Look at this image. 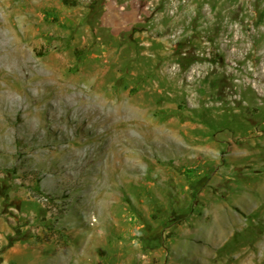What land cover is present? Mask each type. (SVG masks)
<instances>
[{"label":"rangeland","instance_id":"rangeland-1","mask_svg":"<svg viewBox=\"0 0 264 264\" xmlns=\"http://www.w3.org/2000/svg\"><path fill=\"white\" fill-rule=\"evenodd\" d=\"M11 1L0 2V264L26 249L41 264H264V107L243 83L251 59L232 75L204 70L208 94L171 92L157 74L166 49L153 47L174 37L169 59L189 75L197 45L228 53L224 17L250 44L240 15L250 7L260 22V0ZM197 5L209 14L201 25ZM208 99L214 110L200 109ZM153 121H195L208 141L153 139Z\"/></svg>","mask_w":264,"mask_h":264},{"label":"bare ground","instance_id":"bare-ground-1","mask_svg":"<svg viewBox=\"0 0 264 264\" xmlns=\"http://www.w3.org/2000/svg\"><path fill=\"white\" fill-rule=\"evenodd\" d=\"M3 1H6V0H3ZM7 1L12 3L11 0H7ZM255 1L256 0H247V3L249 2V3L253 4ZM0 2H1V0H0ZM55 3H57V1ZM244 4H246L245 1L243 2L242 6H244ZM170 7L171 6H169L168 9H170ZM238 7H239V4H238ZM256 7H255V9H256ZM198 8H199V10L196 11L195 13H191L190 17L195 18V19L197 18L196 20H197L198 24L201 25L206 19H208L209 14H207V12L205 11V13H203V15L201 16V11H200L201 6H198ZM258 9H260V12L262 13V15H261L262 18H261L260 22H257V23L255 22L258 13L250 11V7H249V12L247 11L245 14L243 13V15H240L241 16L240 17V20H241L240 23L245 24V26L247 28L252 27V32L250 33L251 34V41H250V44L248 43L249 45H246V46H240L239 45V43L242 42V35L234 32L235 30L233 29V26H231L232 18L231 17H229V18L224 17L221 20L220 24L223 27V29L226 30V32H225V37L223 35L221 36L220 45L223 48L229 49L228 53L224 54L223 50L209 52L208 51L209 45L202 44V43L197 45L196 49L199 51L197 52L196 49H191L190 52L195 57V60L197 61L198 64L194 65L192 67V69H190L191 71L189 72V75H182V70L180 68L173 67V62H172V60L170 61V59H169V55H168V52L166 50L171 51V46L169 44L173 41L174 37L172 38L170 36H166L165 39L163 38L164 40H158V39L154 40V42H153L154 48L157 45L162 49L163 48L166 49V50H161L162 51L161 54H158V53L156 54V57L165 59L164 63L161 66V69L158 70V72H157V74H159L158 77L161 79L162 82H164V83L168 84L170 87H172V89H170L171 92H174V91L176 92L177 89L179 91L180 88L194 89L193 88L194 86L200 85L201 88H203L202 92H205L208 94V93H210L208 90V84H207V77L208 76L202 75L204 70L209 75L214 74V73L232 75L233 73H236L238 70L243 69L245 62L247 61L248 58H250L252 61V64L249 65V68H247L248 79L244 80L243 83H244V86L249 88V90H251L257 96L255 98V100H256L255 106L264 107V0H260V7ZM10 13L11 14H9V13H7V14L13 16V13H15L18 15L19 10L17 8H13ZM175 13L173 14L172 12L171 13L166 12L164 14L165 18H163V20H165L168 24H169L170 20L172 22H174V21L179 22V17H178L179 15L177 16ZM211 14H213V12H210V15ZM187 15H188V13H187ZM222 16H224V15H222ZM161 22H162V20H161ZM20 24H21V21H20ZM168 24H167V27L165 26L166 28H162L160 25H157V24H156V26L154 25L155 27H154L153 32L156 34H159L160 32L164 31L166 34H170L169 32L172 29L169 28ZM210 24L212 25L213 23H208L207 26H211ZM173 25L174 24H172V26ZM207 26H205V27H207ZM13 27L14 26H12V28ZM243 28H245V27L243 26ZM236 32H237V30H236ZM18 37H19V35H18ZM216 61H218V62L220 61L221 64L219 65L218 63H216ZM179 76H181V79L178 81L177 79L179 78ZM166 78L168 80L170 79V81L167 82L165 80ZM204 81L206 82V84L202 85V83ZM152 90H153V93H152V96H153L157 92L156 84L154 87H152ZM171 92H169L166 95L167 99H171L175 96V94L171 93ZM191 95L192 94H190V97L192 100ZM207 101H208L209 105H205L204 107L202 106L199 108L204 109L206 111H209V109H211V108H213V110H214V107H215L214 105H216L215 101L209 100V99L206 100V102ZM142 119H146V118L144 117ZM140 120H141V118L139 120H137L139 125H140ZM194 120H197V119H194ZM121 125H122V123H121ZM149 129L151 132H153V134L150 133L151 137H153V139L157 138L159 141L164 139L165 137H168L170 134H172L174 136V138H176V140L185 141L187 144H200V142L208 141V138H204L201 135L195 134V131L200 130L195 121H190V122H187L183 125H180L176 122H169L168 124H163V125H159V126L157 125L156 121H153L151 123V127H149ZM254 135H259V134L254 133ZM251 136H253V135H251ZM187 149H188V147H187ZM251 260H254V258L250 255H246L242 262H245L244 264H251ZM255 260L257 261V263H261L262 260H264V255L260 258H256Z\"/></svg>","mask_w":264,"mask_h":264},{"label":"crops","instance_id":"crops-1","mask_svg":"<svg viewBox=\"0 0 264 264\" xmlns=\"http://www.w3.org/2000/svg\"><path fill=\"white\" fill-rule=\"evenodd\" d=\"M24 252V254L16 253L14 255L13 260L16 264H41L43 261H49L47 258L35 255L34 251L29 252L28 249H26Z\"/></svg>","mask_w":264,"mask_h":264}]
</instances>
